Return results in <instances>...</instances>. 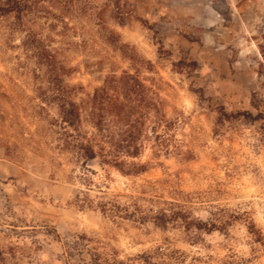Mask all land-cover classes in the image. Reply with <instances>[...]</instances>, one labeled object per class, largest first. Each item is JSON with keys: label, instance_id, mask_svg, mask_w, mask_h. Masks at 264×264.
Segmentation results:
<instances>
[{"label": "rangeland", "instance_id": "obj_1", "mask_svg": "<svg viewBox=\"0 0 264 264\" xmlns=\"http://www.w3.org/2000/svg\"><path fill=\"white\" fill-rule=\"evenodd\" d=\"M123 1L132 10L123 25L110 0H28L23 25L0 17V264H67L65 243L82 236L122 264H264V0ZM110 32L153 70H136ZM30 33L72 69L66 82L78 103L108 75L139 71L174 123L161 133L170 151L148 133L150 119L142 155L128 160L144 172L96 165L92 187L76 179L78 166L53 150L31 109L36 66L22 45ZM86 195L91 206L79 200ZM113 197L155 211L176 198L203 222L228 224L186 232L119 222L98 208Z\"/></svg>", "mask_w": 264, "mask_h": 264}, {"label": "trees", "instance_id": "obj_2", "mask_svg": "<svg viewBox=\"0 0 264 264\" xmlns=\"http://www.w3.org/2000/svg\"><path fill=\"white\" fill-rule=\"evenodd\" d=\"M74 3L78 0H69ZM114 7V19L120 25L125 23L130 14L131 6L127 1L110 0ZM28 0H0V17L12 16L16 25H23ZM124 58L129 60L136 70L144 69L151 72L154 68L150 60L141 57L134 48L121 44L113 32L107 38ZM29 59L34 60L36 70L35 98L38 104L32 105L34 115L48 124L46 134L54 145L53 150L58 156H66L67 160L78 166L80 175L76 176L87 187H92L89 177L90 164L112 167L124 176H136L146 170V165L130 163L129 159L139 158L147 140V123L152 119L148 133L166 153L170 151L168 139L164 135L174 126L166 119L152 87L146 85L138 74L124 71L118 75H108L102 86L81 102L75 100L76 88L66 82L72 69L61 63L55 50L45 44V40L30 33L22 43ZM196 65V64H193ZM261 72H264V46H261ZM54 108L55 116H51L48 108ZM247 119H257L251 113H243ZM90 189V188H88ZM80 202L92 205V200L86 195ZM163 207L157 211L153 208L144 210L134 204H121L115 197L107 198L98 203L103 215L114 220H125L139 223L153 222L157 227L166 230L170 225H178L186 232L197 230L211 232L223 230L228 223L220 225L208 224L193 216L192 212L180 199L161 202ZM83 242L65 243L67 264H73L78 259L80 264H122L114 257H106L103 253L87 248L86 236L79 237ZM87 256L88 260H85ZM177 259V258H176ZM6 256L0 251V262H5ZM146 264H152L144 260ZM169 264V263H165ZM172 264H181L177 261Z\"/></svg>", "mask_w": 264, "mask_h": 264}, {"label": "water", "instance_id": "obj_3", "mask_svg": "<svg viewBox=\"0 0 264 264\" xmlns=\"http://www.w3.org/2000/svg\"><path fill=\"white\" fill-rule=\"evenodd\" d=\"M90 166H95V164H90Z\"/></svg>", "mask_w": 264, "mask_h": 264}]
</instances>
